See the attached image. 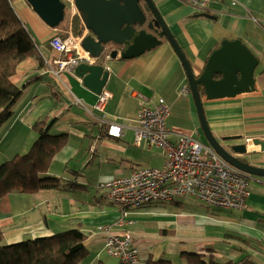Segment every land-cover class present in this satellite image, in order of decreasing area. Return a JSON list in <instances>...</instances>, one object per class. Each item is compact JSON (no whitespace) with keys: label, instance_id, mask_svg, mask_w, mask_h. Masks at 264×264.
I'll return each mask as SVG.
<instances>
[{"label":"crops","instance_id":"0c3cea01","mask_svg":"<svg viewBox=\"0 0 264 264\" xmlns=\"http://www.w3.org/2000/svg\"><path fill=\"white\" fill-rule=\"evenodd\" d=\"M154 1L196 74L225 39L240 38L258 58L253 91L215 101L201 93L217 139L229 149L247 143V152L238 155L253 166L264 167V149L253 141H264V0H212L206 12L179 0ZM12 5L37 41L40 55L25 61L12 76L15 84L24 86V92L14 104L13 116L0 128V156L5 161L29 150L36 139L32 126L44 117L54 120L52 134L68 133L69 141L48 172L61 177L63 187L33 194L10 193L0 200V226L6 243L79 227L89 233L86 244L93 257L87 264H97L104 260L99 248L106 235L100 226L112 233L132 232L143 259L151 254L174 262L182 252L212 254L218 260L241 258L243 253L235 247L239 241L227 238L229 232L264 240V176H251V195L244 208L211 207L196 197L182 196L129 211L122 224L121 207L106 198L101 185L129 176L138 167H163L166 160L160 147L147 141L134 143L137 93L152 102L163 97L170 106L167 125L174 132L199 138V115L179 55L163 40L135 58L125 59L120 53L109 58L106 53L102 61L95 59L93 63L101 61L109 71L103 91L113 94L103 113L96 108L99 94L84 84L74 67L59 71L54 62L61 55L50 40L57 33L72 34V17L77 11L66 13V25L60 28L62 22L51 27L27 0H12ZM83 31L89 33L85 27ZM111 122L122 126L123 136L108 134ZM248 138L252 140L248 142ZM71 184L81 186L71 189ZM151 214L157 218L154 225L144 216ZM253 258L254 264H264L263 253L255 252Z\"/></svg>","mask_w":264,"mask_h":264},{"label":"built area","instance_id":"2783aa9c","mask_svg":"<svg viewBox=\"0 0 264 264\" xmlns=\"http://www.w3.org/2000/svg\"><path fill=\"white\" fill-rule=\"evenodd\" d=\"M73 4L74 0H67ZM196 11L206 12L212 0H179ZM81 37L61 33L53 35L50 44L61 57L54 62L59 71L72 69L81 61L93 63L95 57L82 47ZM52 72L57 73L54 69ZM186 88H184L185 90ZM113 97L110 91L99 94L96 108L106 113V104ZM137 126L134 127V143L147 141L160 147L165 154L163 167L142 166L134 169L129 176L113 179L101 186L106 190V198L121 207L123 224L129 211L145 205L173 202L182 196H193L211 207L240 209L247 204L251 195V176L225 160L208 143L194 136L174 132L168 125L170 106L163 97L152 102L146 95L137 93ZM78 102H82L78 100ZM105 115V114H104ZM108 134L123 136L122 126L111 122ZM177 135V137H173ZM252 138H248L250 142ZM119 222V223H120ZM105 232L104 242L108 252L120 259L123 264H141L142 256L133 243L130 231Z\"/></svg>","mask_w":264,"mask_h":264},{"label":"water","instance_id":"95a60500","mask_svg":"<svg viewBox=\"0 0 264 264\" xmlns=\"http://www.w3.org/2000/svg\"><path fill=\"white\" fill-rule=\"evenodd\" d=\"M27 1L51 27H58L66 17L67 0ZM70 8L77 11L89 31L82 39L83 49L101 61L106 53L109 58H115L119 53L125 59L138 57L159 46L166 38L187 72L189 90L208 144L248 175L264 176V167L253 166L248 158L241 157L247 152V143L236 144L229 149L217 139L207 120L202 100L200 87L207 99L213 101L234 98L254 90L255 69L259 60L240 38L223 40L221 46L211 53L203 71L196 74L154 0H74ZM146 22L154 33L146 28L138 29ZM112 45L121 46V50H111ZM101 61H81L74 67L76 75L98 94L103 92L109 78V71ZM217 75L220 77L217 78ZM253 141L264 149L263 140L255 138Z\"/></svg>","mask_w":264,"mask_h":264},{"label":"trees","instance_id":"16d2710c","mask_svg":"<svg viewBox=\"0 0 264 264\" xmlns=\"http://www.w3.org/2000/svg\"><path fill=\"white\" fill-rule=\"evenodd\" d=\"M83 30L81 17L74 14L72 34L81 36ZM61 34L64 38L68 35ZM39 55L38 43L16 14L12 0H0V128L13 116L14 104L24 92V86L15 84L12 76L20 71L25 61ZM53 122L45 117L38 119L32 126L36 139L29 150L2 162L0 200L10 193L33 194L63 187L64 180L49 176L48 172L55 156L68 144L69 136L68 133L52 134ZM80 186L71 184L70 188ZM226 236L239 241L235 247L243 253L241 258L218 260L212 254L182 252L178 262L149 254L146 259L142 257L141 264H254L253 253L264 254V240L231 232ZM88 238L89 233L77 227L6 243L0 226V264H87L91 255L86 244ZM97 264L107 263L99 260Z\"/></svg>","mask_w":264,"mask_h":264},{"label":"rangeland","instance_id":"374dc122","mask_svg":"<svg viewBox=\"0 0 264 264\" xmlns=\"http://www.w3.org/2000/svg\"><path fill=\"white\" fill-rule=\"evenodd\" d=\"M71 3L70 2H68V10H67V13L69 14L70 12H71ZM66 20H64V21H62V24H61V26H60V28H63L64 27V25H66L65 22ZM74 35V34H73ZM75 36V35H74ZM79 37H81V36H79ZM19 86H21V85H19ZM197 126H198V136H199V138L197 137H195L197 140H199V141H204V140H206L205 139V136H204V134H203V132H202V129H201V125H200V121H199V118L197 117ZM4 159L0 156V165L2 164V162H4L3 161ZM94 188V187H93ZM181 198H183V197H181ZM193 198V197H192ZM194 199H196V198H194ZM111 202V201H110ZM111 203H113V202H111ZM113 204H115V203H113ZM115 205H117V204H115ZM119 206V205H118ZM144 216H146V220L149 222V224H153L154 225V222H156L157 221V218L155 217L156 215H154V214H151V215H144ZM149 217H151V218H149ZM91 248H93V246H91ZM99 252H100V257H102V259H104L106 262H108L109 264H119V262H120V259L118 258V257H116V256H113L112 254H110L109 252H108V249H107V247L105 246V242H104V244L101 246V248H99ZM97 253V251H95L94 252V254H96ZM91 257H93V255H90L88 258H91ZM88 263H89V261H87Z\"/></svg>","mask_w":264,"mask_h":264},{"label":"flooded vegetation","instance_id":"af4514ba","mask_svg":"<svg viewBox=\"0 0 264 264\" xmlns=\"http://www.w3.org/2000/svg\"><path fill=\"white\" fill-rule=\"evenodd\" d=\"M143 4H144V1H142V5ZM142 28H146L147 30L152 31L154 33V30L153 29L148 28V22H146L143 26H139L138 27V29H142ZM163 40H167V39L166 38H163ZM115 48L121 50V46H117V45H112L110 49L113 50ZM107 57H109V54L108 53H107Z\"/></svg>","mask_w":264,"mask_h":264}]
</instances>
